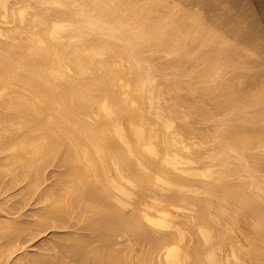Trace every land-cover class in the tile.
I'll list each match as a JSON object with an SVG mask.
<instances>
[{
	"label": "bare ground",
	"instance_id": "obj_1",
	"mask_svg": "<svg viewBox=\"0 0 264 264\" xmlns=\"http://www.w3.org/2000/svg\"><path fill=\"white\" fill-rule=\"evenodd\" d=\"M140 1L0 0V173L37 206L0 264H264V89L201 12ZM47 228L60 255L24 259Z\"/></svg>",
	"mask_w": 264,
	"mask_h": 264
},
{
	"label": "rangeland",
	"instance_id": "obj_2",
	"mask_svg": "<svg viewBox=\"0 0 264 264\" xmlns=\"http://www.w3.org/2000/svg\"><path fill=\"white\" fill-rule=\"evenodd\" d=\"M139 1L140 0H138V2ZM141 1H142V3H145V2H143V0H141ZM164 1L167 2V0H164ZM149 2H150V0H147V2H146L147 4L146 3L144 4L145 7L149 6ZM165 2H163L164 3L163 7H165L164 9L162 6H159V4H158V6L153 5V7L157 6L160 10L158 8L157 9L159 11H161V13H159L156 10L155 12H157V14L152 11L153 14L154 13L156 14L154 16L152 14V16L154 18L157 15L159 18L161 15H163V16L166 15L165 16L166 18H167V16L168 17L171 16L170 14L169 15L166 14V9H167V11H169L168 10L169 8H166L165 4L166 5L168 4V7H171L170 8L171 11H169V13L171 12V14L176 13V11H175L176 8H181L182 11L185 13L193 12V15H195V14L198 15L201 12V15H199L198 17L201 16V19H202L201 23H202V26H204L203 28H205L204 33H206V35L209 34V36H211V37L215 36L216 38L215 37H213V38H215L216 40L218 39L217 42L223 41L222 43L225 42L224 44L228 46L227 47V46L223 45L224 49L221 50L222 58L226 60L225 57L229 58V57L236 56L237 59L235 57L234 58L236 60L239 59V63L237 64V66L240 65V67H237L236 65L230 66L231 69L229 68L228 69L229 72H227L228 76L229 77L232 76L231 78L233 81L241 83L242 85L244 84L242 87H243L244 91H247L246 93L248 95H252L258 89H261V88L264 89V0H173V1L168 0V3H165ZM152 3L150 2V4H152ZM153 4H156V3H153ZM160 5H163V4H160ZM172 5H175V6H172ZM173 7H176V8H174L175 10H172ZM161 8L164 11H162ZM173 11H175V12H173ZM151 13H149V14H151ZM173 15L174 14H172V16ZM191 15H192V13H191ZM151 18L152 17H150V19ZM154 18L151 21H154ZM159 18L157 19L158 21H160V20L162 21L164 19L163 17H161V19L159 20ZM201 19L199 18V21ZM152 23H155V22H152ZM188 24L190 25L189 27H191L193 30L195 29L191 23H188ZM211 32H213V33H211ZM184 33H181L182 37H184ZM212 34H214V35H212ZM217 42L215 41V43H217ZM229 45H230V48H229ZM197 53L198 52L196 51V53L194 52L193 55L195 56V54L197 55ZM241 65H243V66H241ZM234 67H235V69H234ZM230 70H231V72H230ZM262 104H264V103H262ZM52 167H54V168H52ZM52 167L46 168V170H45V181L46 182L42 183V185H48L49 184V182L51 181V178H52V176H51L52 172L53 173H59L62 170L61 167H60L61 168L60 169L55 164ZM0 169H1V167H0ZM54 169H55V171H53ZM56 169L58 172L56 171ZM48 170H50V171H48ZM0 175H2V176H0V179H1L0 180L1 181L0 182L1 183L0 184V205H2L1 203H4V205L8 204L9 206L12 204L11 206H13L14 208H16V206H17V209L19 210V211L17 210L14 213L13 212L10 213L9 209H7V210L2 209L1 210V208H0V215H1L0 217L3 219L5 216H7L8 218H11V217H16L17 215H21L22 218H24V217L30 218L32 212L35 211L34 208L35 207L37 208L36 205L34 206V203H32L33 201H31V199L29 201V198H31V197H29V198L27 197V199H24V201H26V200L29 201L27 204V201L24 202L22 200L23 198H21L18 195L20 193L19 191H21L20 190L22 187L21 184H17L15 186H13L12 188L5 191L3 184H2L3 183L2 182L3 174L0 173ZM48 178H50V179L48 180ZM17 192H18V194H17ZM16 194H17V196H15ZM21 202H23L24 204ZM4 205H2V206H4ZM2 206H0V207H2ZM2 208H4V207H2ZM20 208H21V210H20ZM8 212H9V214H7ZM0 221H1V219H0ZM0 228H1V226H0ZM0 230L2 232L5 229L1 228ZM62 230H64V229H62ZM62 230L59 228H57V229L47 228V230L45 229L44 232L41 231V232H39V234H36V237H37V238L35 237L36 239L34 237L31 238L30 240H32V242L30 240L27 243L24 241L23 242L24 244H22L23 249L20 248L21 250H23L21 254H23L24 259H26L25 255H27V253L30 256L38 257L37 254L42 255L43 252L46 254L45 256H49V257L53 256V258L55 259L54 255H58L57 253H59V255H60V251L57 250L58 247H56V246H54V248H53V246H51L52 247V249H51L49 246V243L47 245L46 241H48L50 237H52V238H50V240H51L53 238L57 239L58 237H56V236L63 235ZM49 231L50 232L52 231V232L50 233ZM4 233H5V231H4ZM1 235L2 236L4 235L3 232L0 234V236ZM38 235H39V237H38ZM33 242H34V244H33ZM35 242H36V244H35ZM38 242H39V244H38ZM0 243H2V242L0 241ZM45 243L47 246L45 245ZM2 244H4V243H2ZM40 244H43L44 246L40 245ZM0 246H1V244H0ZM40 246H42V247H40ZM43 247H45V248L47 247L48 250L50 249L53 251H50L51 254H49V252L47 250L46 251L48 253L45 252ZM55 247H56V249H55ZM33 250H35V251H33ZM40 250H41V252H40ZM55 250L57 252L54 254L53 252ZM5 251H6V249H5ZM20 251L15 250L14 254H16L17 252L20 254ZM36 251H38L39 253H36ZM3 252H4V250L1 253L2 259L5 257V256H3L4 255ZM29 252H31V253H29ZM33 252L36 253V255ZM18 253L16 255H18ZM16 255H15V257H16ZM28 255L26 256L27 258H28ZM41 255H39V256H41ZM12 256H14V255H12ZM45 256L44 255L41 256V259ZM21 258H22V255H21ZM11 259H9L10 263H11V261H10ZM13 259H12V261H13ZM22 259H20V262L22 261ZM43 259L44 260L47 259L48 262L51 260V259H48V257L43 258ZM46 261H42L40 263H43ZM48 262L45 264H48ZM50 262H52V260ZM23 263H25V260ZM40 263H38V264H40ZM64 263L68 264L69 262L67 263V261H66ZM64 263L62 262V264H64ZM49 264H52V263H49ZM57 264H59V263H57Z\"/></svg>",
	"mask_w": 264,
	"mask_h": 264
}]
</instances>
